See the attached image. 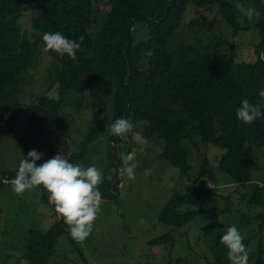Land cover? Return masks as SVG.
Returning a JSON list of instances; mask_svg holds the SVG:
<instances>
[{
	"label": "trees",
	"instance_id": "16d2710c",
	"mask_svg": "<svg viewBox=\"0 0 264 264\" xmlns=\"http://www.w3.org/2000/svg\"><path fill=\"white\" fill-rule=\"evenodd\" d=\"M241 1L0 0V135L8 128L15 129L22 110L27 108L22 101L21 75L40 56L56 57L55 51H43L44 33L60 31L80 43L81 48L76 52V60L67 54L56 57L51 85H57L61 98H38V103L32 104L29 128L45 135L46 127L60 122L63 98L76 91L82 95L77 105L96 109L93 117L96 129L85 139L83 145L86 146L106 131L103 114L107 99L113 98L111 124L121 117L148 122L152 134L165 141L160 156L182 175L188 177L193 168L184 146L187 131L192 130L198 133L201 143L225 150L218 162L219 170L227 174L232 183L250 190L255 167L254 161L246 157L245 148L249 144L264 146V118L244 124L237 119L236 109L247 99L259 104L264 111V97L258 94L264 90V58L261 57L264 53V0H248L260 16L247 20L245 27L242 26L245 16L235 7ZM27 13H32L31 29L22 25ZM206 13L210 22L206 20ZM184 25L192 31L197 26L218 28L224 25L229 32L224 41H199V46H190L191 56L185 58L168 49ZM240 30L254 31L258 35L257 40L249 44L253 56L250 63L237 62L236 45L228 41V37L236 38ZM138 32L142 34L140 39L136 37ZM81 36L83 42L79 39ZM224 42L230 43L227 54L221 48ZM39 134L31 131V136L36 138L41 137ZM105 135L111 162L107 177L98 188L102 198L116 200L123 182L117 158L122 148L121 138L110 132ZM63 144L60 140V145ZM81 155L84 151L79 150L75 156L69 153L65 157L73 163ZM200 164L195 181L183 192L173 195L159 212V222L170 227L171 232L161 234L149 244L169 249L172 254L173 249L180 246L179 239L188 235L185 227L203 214L206 200L216 196L222 179L210 168L206 153ZM17 170L0 167V188L15 178ZM201 180L213 186H200ZM263 196V189H258L248 202L257 208L264 202ZM42 200L49 203L47 191ZM49 204L55 212L51 226L45 231L40 227L28 230L22 258L28 264L53 262L56 247L64 237L75 245L67 224L59 222L54 206ZM183 206H186L185 211ZM252 222L256 233L248 229L246 223L238 226L239 231H245L241 234L249 251L248 264H264V212L258 213L248 224L251 226ZM258 234L262 235L260 239ZM222 235L218 233L217 239L212 240L209 256L213 259L204 261L205 255L196 253L198 264H230L228 249L220 243ZM75 248L78 250L76 245ZM191 248L189 244L188 251Z\"/></svg>",
	"mask_w": 264,
	"mask_h": 264
},
{
	"label": "rangeland",
	"instance_id": "374dc122",
	"mask_svg": "<svg viewBox=\"0 0 264 264\" xmlns=\"http://www.w3.org/2000/svg\"><path fill=\"white\" fill-rule=\"evenodd\" d=\"M241 2L254 7L250 5L251 1ZM34 11L37 12V9L35 8ZM205 16L207 22H210L209 15L206 13ZM31 19L32 13H27L22 19L25 29L32 28ZM247 20L246 17L242 19V26L247 25ZM228 32L229 29L224 25H219L218 28L197 26L193 31L184 25L168 49L175 55L177 53L188 58L191 56L190 46H199V41L204 43L224 41ZM136 37L140 39L142 34L138 32ZM257 38V32L249 30H240L236 38L228 37V41L236 45L237 62L252 61L249 44H253V40L256 41ZM229 46L230 43H222L221 48L225 54L228 53ZM55 55L61 58L63 54L55 52ZM56 57L49 54L40 56L21 75L22 101L27 108L22 110L16 128L13 130L8 128L5 134L0 135V167L7 170L18 168L23 156L27 158L29 151L33 149L43 154L37 165L58 153L64 156H69L70 153L75 156L79 150H82L84 155L75 159L73 164H82L85 167L96 166L102 171L104 180L111 162V150L106 143L105 132H110L108 126L111 125L115 106L113 98L107 99L103 114L107 122L106 131L95 137L92 142H88L86 146L83 145L85 139L96 129L93 118L96 109L77 105L82 95L76 91H71L73 93L63 98L59 108L60 122L44 129L46 137L28 127L32 104L38 103V98L43 96L50 98L54 96L57 100L61 98L57 85H51ZM50 87L52 89L48 90ZM130 121L134 125L133 131L140 133V139H134L131 133L121 139L122 148L117 153V158L121 169V154L135 150L136 179L123 178L117 201L102 198L100 212L94 221L91 235L82 243L74 240L78 250L64 237L58 243L55 259L53 258L54 261L50 264H147L148 262L198 264L200 260L196 253L205 255L204 261L213 259L209 256L212 240L217 239L218 233L223 234L226 227L235 225L238 228L241 223H246L248 229L256 233L253 224L255 221L252 222V227L248 223L258 213L264 212V202L254 208L248 201L258 189L264 191V146L249 144L245 148L246 157L254 161L255 167L252 171L251 189L248 190L232 183L230 177L219 170L218 162L225 150L216 145L201 143L197 132L187 131L188 137L184 141L193 165L189 176L186 177L160 156L165 141L152 134L148 122L134 119ZM29 130L41 137L29 136L28 133H31ZM60 140H63V145H60ZM205 153L210 159V168L217 178L222 179V182L218 184L216 196L208 198L202 206L205 209L203 214L185 227L188 235L179 239L180 246H176L170 254L169 249L149 244L150 240L171 232L170 227L159 222V212L173 195L183 192L191 182L195 181ZM145 169H151V173L145 175ZM224 177L229 180L226 181ZM199 185L213 186L206 180H201ZM45 192L46 190L41 186L17 195L12 190L11 183L0 188V264H28L27 260L22 258L29 228L40 227L45 231L54 221L51 216L55 212L49 203L42 200ZM182 208L186 210V206ZM208 226L212 228L208 229ZM240 232L245 231L240 230ZM261 236L258 234L259 239ZM188 242L190 246L192 245L191 251H188ZM80 252L83 255H80ZM72 255L74 259H71Z\"/></svg>",
	"mask_w": 264,
	"mask_h": 264
},
{
	"label": "clouds",
	"instance_id": "9594fccd",
	"mask_svg": "<svg viewBox=\"0 0 264 264\" xmlns=\"http://www.w3.org/2000/svg\"><path fill=\"white\" fill-rule=\"evenodd\" d=\"M236 9L249 21L259 18L260 13L255 7H249L244 2L235 5ZM45 53L55 51L59 54H67L76 60V52L81 44L67 38L60 31L46 32L43 37ZM83 42L84 37L81 36ZM264 58V53H261ZM260 97H264V90L260 91ZM237 119L244 124H252L257 119L264 118V111L259 104H252L249 100L241 101L236 109ZM133 123L126 118L116 119L108 130L114 136L124 139L129 133L136 140L140 139V133L133 131ZM31 136V133H28ZM135 150L122 153V166L120 176L123 179L135 180ZM43 154L37 150H30L27 158L21 159L16 176L10 180L12 190L17 195H22L26 190L31 191L43 186L48 193V201L51 203L60 220L68 225L67 231L72 239L78 243L84 242L92 233L94 221L100 212L102 193L98 186L103 182V173L96 166L85 167L82 164H73L62 153H58L51 159L40 165L37 161ZM151 169H145V175H149ZM244 237L235 225L226 227L220 238V243L228 249L227 258L230 264H248L249 251L243 243Z\"/></svg>",
	"mask_w": 264,
	"mask_h": 264
},
{
	"label": "water",
	"instance_id": "95a60500",
	"mask_svg": "<svg viewBox=\"0 0 264 264\" xmlns=\"http://www.w3.org/2000/svg\"><path fill=\"white\" fill-rule=\"evenodd\" d=\"M63 220L60 221V223L62 222Z\"/></svg>",
	"mask_w": 264,
	"mask_h": 264
},
{
	"label": "bare ground",
	"instance_id": "6f19581e",
	"mask_svg": "<svg viewBox=\"0 0 264 264\" xmlns=\"http://www.w3.org/2000/svg\"><path fill=\"white\" fill-rule=\"evenodd\" d=\"M6 182V181H5Z\"/></svg>",
	"mask_w": 264,
	"mask_h": 264
}]
</instances>
